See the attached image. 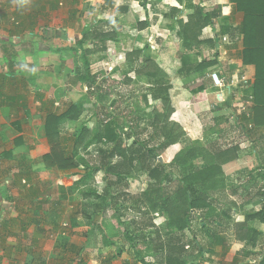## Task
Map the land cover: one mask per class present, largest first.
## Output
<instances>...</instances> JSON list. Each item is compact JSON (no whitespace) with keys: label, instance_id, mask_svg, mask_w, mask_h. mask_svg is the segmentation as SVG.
Listing matches in <instances>:
<instances>
[{"label":"rangeland","instance_id":"rangeland-1","mask_svg":"<svg viewBox=\"0 0 264 264\" xmlns=\"http://www.w3.org/2000/svg\"><path fill=\"white\" fill-rule=\"evenodd\" d=\"M5 1L0 0L1 20L10 8L9 2L5 3ZM67 1L71 6L67 11L71 13L70 16L61 17L62 23L52 27L59 31L62 39L57 36L50 41L44 40L34 45L26 43L22 37L16 41L0 42V225L9 222L8 230L0 227L2 262L4 264H125L128 261L129 264H142L138 260V257H142L141 253L139 255L141 251L152 264H205L206 262L208 264L213 255L209 253L214 238L210 235L216 226L213 223L202 226L199 211H193L191 214L190 230L186 229L179 233L174 228L166 226L169 214L165 209L158 208L157 212L153 213L148 207L138 209L132 206V202L127 203L130 206H122L124 203L122 191L135 195L148 188L149 181L146 175L121 180L116 187L111 188L117 195L121 208L118 211L108 208L105 213L98 215L101 207H96L95 204L101 203L100 200L95 201V197L92 196L85 202L80 192L82 189L87 191L92 189L103 193L109 182L103 171L96 173L79 189H74L72 185L82 176L83 170L46 166L43 158L52 148L45 127L49 112L61 114L71 109V105H77L79 109L77 120L65 124L61 135L66 149L71 151L74 143L73 133L82 124L91 129L96 126L99 119L106 122L111 120V125L117 133H127L129 130L127 123L131 115L136 112L140 117L155 109L157 103L150 88L151 84L157 81L156 77L169 81V75L161 62L165 46H162L160 41L164 39L163 30L167 34L173 32L166 27L169 21L157 24L154 31L157 30L160 34L157 39L158 44L154 41L151 45L148 44L147 38L151 33L150 38L155 34V32L147 33L148 29H145L147 27L144 24L147 20L145 18L149 20L150 18L145 14L141 16L134 13L135 10L143 9L141 5L146 3L145 0H116L119 5L113 0H83V8L79 6V1L82 0ZM61 7L64 8V4H61ZM84 7L87 9L83 10ZM178 14L179 12L176 14L177 17ZM112 17L117 20L114 26L117 39L107 40L104 44L90 41L84 46L81 45V48L79 46L76 48L86 26L95 24L100 19L108 20ZM11 18H14V22L19 20L18 16ZM42 19V26L48 20L52 21L48 13L43 14ZM177 21L181 22L180 18ZM40 23L37 19L35 25ZM68 28L71 30L70 33L67 31ZM106 29L113 28L108 25ZM178 31L180 33V30ZM40 36L44 35L36 34V37ZM174 39L176 40V37H173ZM184 40L185 42L182 43L187 45L189 50L185 54L189 57V62L196 60L194 59L196 52L190 48V45L199 46L200 41L194 43L196 41L194 37H184ZM130 41L136 42V45H131ZM105 44L106 47H103ZM88 49L91 52L86 53ZM136 51L139 52L137 60L131 62L134 58L127 59V54ZM30 54L34 56L30 57ZM30 60L33 64L29 62ZM132 66H136L137 71H134ZM78 67L85 71L87 76L85 81H79L76 75ZM214 69L216 68H213L211 73ZM223 72L225 73L224 69ZM91 73H94L98 80L97 84H100L105 91L101 101L98 100L99 94L87 86L92 82ZM208 73L210 72L207 71L204 76H208ZM196 76H185V87L197 89L196 86L202 83V79L197 81ZM224 79L229 80L227 77ZM249 91L250 89L246 92L238 91L239 95L234 97V105L229 106L231 109L215 123L212 129L207 130L201 146L207 152H203V149L193 152L191 146L189 149L188 161L193 166L204 167L206 161L209 164L214 161L222 165V173H218L212 182L210 180L206 182V189L212 195L214 192L218 193L220 187L224 185L227 187L226 203H222L218 209L219 212H227L229 217H225L226 225L231 224L233 220L236 221L235 213L245 207H249L247 213L255 218L252 223L258 221L256 219L264 222V199L258 194V187L264 185V114L261 111L255 113V101ZM18 93L24 95L26 104L12 100L14 98L12 95ZM248 113H254V120L247 116ZM175 114L176 110L171 119L177 122V118L180 117H175ZM15 119L21 120V132L11 124ZM253 128L249 136L248 130ZM154 132L155 129L151 128L149 135H153ZM261 134L263 138L259 137ZM19 136H22V143L17 145L16 140ZM131 140H125V144L130 143ZM157 142L156 140L155 144ZM180 144L183 147V143ZM219 148L226 150L228 154H214ZM89 150L94 153L92 157L94 160L97 157L96 147L91 146ZM164 156L166 158V155ZM158 159L161 162L165 161L162 158ZM176 173L179 177L183 175L179 169ZM215 181L218 187L214 184ZM177 183L178 180L170 186L171 192L175 191ZM166 189L168 190V187ZM176 196L174 194L171 197L170 205L177 204ZM244 200L250 202L246 205ZM232 201L237 204V211L229 210L228 207H233ZM178 205H181V202H178ZM54 208H58V214L54 215L55 218L49 223L37 225L34 222V218H39ZM95 218L97 219L95 223L103 219L104 230H94L91 227ZM151 218L155 224L165 225L164 230L160 228L159 231L163 232L162 235L166 234L167 242L181 243L184 246L181 256L183 262L168 263L165 259L167 249L164 250L165 254L156 251L153 245L149 246L150 241H145L141 237L139 230L132 239L126 237L124 223L136 221L143 225L150 223ZM241 223L236 231L242 233V228L238 229ZM193 235L197 236L199 244L193 242ZM224 236L229 238L228 234ZM121 248L123 252L117 256ZM199 249H202V255L199 259H193L192 253L197 255Z\"/></svg>","mask_w":264,"mask_h":264},{"label":"trees","instance_id":"trees-1","mask_svg":"<svg viewBox=\"0 0 264 264\" xmlns=\"http://www.w3.org/2000/svg\"><path fill=\"white\" fill-rule=\"evenodd\" d=\"M232 1L236 4L237 11L243 12L244 20L239 28H232L230 26L226 27L223 25L222 33L225 34L226 32L234 37L236 36V32L242 33L244 35L243 41L245 46L244 61H247L248 56H256V59H258L259 55L264 53V50L261 49L264 47V13H262L263 10H261L262 6L264 7V0ZM116 21V18L112 17L108 20L100 19L95 24L86 26L76 48L78 46L81 48V45L84 46L85 43L90 41H97L100 44H104L107 40L117 39L114 27ZM210 21L211 15H205L202 27ZM144 24L147 25L146 22ZM108 25L113 29H106ZM186 37L193 38L191 36ZM103 47H106V44ZM89 52H91V50H86V53ZM138 55V51L134 53L130 52L127 54V59L133 57L134 59L131 60V62H135ZM182 60L184 64L190 63L187 55H185ZM212 64L214 63H201L197 67H192L190 71L194 70L196 72L199 69L207 68ZM75 67H77V62H75ZM131 68L134 71H137L138 69L136 66H132ZM93 74L91 73L93 76L92 82L88 83L87 86L89 89L93 88L91 90L99 94L98 100L101 101L102 98H104L103 96H105V91L100 84H97V77ZM76 75H78L79 81H85L87 79L85 71L79 69V67ZM156 79L157 81L152 83L150 88L153 94V99L157 103L155 109L148 113H144V115L140 117L137 116L138 113L136 112L131 115L128 120L129 122L127 123V126L129 127L127 133H117L111 125L112 122H110V118L108 119V122L101 119L97 120L96 126L91 129L82 124V126L75 129L73 133L74 143L71 151L66 149L61 135L65 124L68 125L72 123V121L77 120L79 116L77 105H71V109L61 114L57 112H49L46 118L45 127L49 140L52 143V148L51 151L44 156V162L49 168H79L83 170L84 173L82 176L75 180L72 185L74 189H79L82 184H86V181L93 178L96 173L103 171L106 179L109 181L103 193H98L92 189L90 191L82 189L80 192L81 195H83L85 202L86 199L89 197L91 198L92 196L95 197V201H97L96 199L100 200L101 203L95 204L96 207H101V210H98V215H100V213H105L108 208L113 209L114 211H118V209L121 208L118 197L112 192L111 188L114 186L116 187L121 180L139 178L144 174L149 181L148 188L135 195L122 191L121 195L124 200L122 206H130L129 204L127 205V203L132 202V206L138 207V209L148 207L149 211L153 213H156L158 208L165 209L169 214L166 226L174 228L180 232L190 227V222L192 220L191 214L193 211H199L202 226L205 227L208 223L219 225L223 217V212H219L218 209L222 203H226L225 199H227L228 193H226L225 189L227 187L224 185L223 187H220L218 193L214 192L211 195L210 191L206 189V182L209 180L212 182V179H214L218 173H222V165L221 163L214 161L210 164L206 161L204 167L191 165L188 161V157L190 156L189 149L191 147H193V152L201 151V149L204 150L203 152H207V150L201 148L203 141L192 140L183 129V126L179 122H174V120L171 119L177 108L174 105V99H172L170 95V90L172 88L171 82L170 80L163 81L161 77H156ZM228 79V81L224 79L227 86H229L233 80H239L236 90L232 89L235 96L239 95L238 91H248V88L241 87V85H243V83L240 82L242 77L234 78L233 80L232 77ZM248 83L247 85H250V82ZM249 89L253 94V99L255 101V113L261 111V113L264 114V73H262V71L257 73V79L255 80L254 85L251 87L249 86ZM201 90H203V86H200L195 90L191 89L190 91L189 89H184L179 92L178 94L181 101L180 106L184 108L187 105L189 95H191L192 92L196 93ZM14 97L16 99L17 95ZM252 119L254 120V117H252ZM112 121L114 120L112 119ZM142 122H144L143 125ZM12 125L17 130L21 129V123L18 120L13 121ZM151 128L155 129L153 135H149ZM253 130L254 128L248 130L249 136ZM259 137L263 138L262 134L259 135ZM128 139L132 140L130 143L125 144V140ZM156 140L158 142L155 144ZM19 142H22L21 138ZM176 143H183V147L173 160L164 163L159 161L158 158L160 156L164 160L171 158L170 152L166 149ZM91 146L96 147L97 157L95 156V161L92 159L94 153L89 150ZM81 150H84V152ZM214 154L228 153L226 150L223 151L219 148ZM164 155H166V158ZM204 155L206 157V153H204ZM178 169L183 173L180 177L176 173ZM176 180H178V185L174 188L175 191L171 192L170 186L175 183ZM214 184L218 187L217 181H215ZM166 187H168V190ZM261 189L262 186H259L258 194L260 195V198L264 199V192H262ZM174 194L178 197L175 206L169 204L172 200L171 197ZM215 194L217 195L215 196ZM158 200H161V202H158ZM178 202H181V205H178ZM133 203H135V205ZM231 204L236 205L233 201ZM228 208L230 211L232 210V207ZM51 212L52 213H46L43 217L38 218L37 220L40 221L38 223H49L55 218L54 215L58 214V208H54ZM98 215H96V218ZM96 218L95 221H93V224H91V227L94 230H104L103 219L95 223L97 221ZM248 218L252 219L254 216L247 217V219ZM123 226H125L127 238L132 239L133 235L139 230L141 232V237L145 241H150L149 246L153 245L156 251L160 252L161 249H167L165 259L168 263H173L172 261L176 260H174L176 254H181L184 250V246L181 245V243L172 241L163 243L166 234L162 235L163 232L159 231V229L163 228L164 230L165 225L155 224L154 221H152V218L150 223H145L143 225L140 224V222L133 221V223H124ZM244 227H247L246 223L241 224L238 229ZM146 230H148V232H146ZM92 231L93 230H90V232ZM238 232L237 239H245V235L240 234V231ZM193 242L197 244L195 237ZM122 252L123 249L121 248L118 251L117 256L121 255ZM136 252L139 251L137 250ZM140 253L142 254V257H139L140 262L142 264H151L147 261L146 255L141 251L139 252V255ZM255 253L256 252L254 251L251 255H257ZM201 255L202 249H199L198 254L194 258L199 259ZM179 261L181 260L179 259ZM181 262H183V260ZM262 263H264V261ZM125 264H129L128 261H126Z\"/></svg>","mask_w":264,"mask_h":264},{"label":"crops","instance_id":"crops-1","mask_svg":"<svg viewBox=\"0 0 264 264\" xmlns=\"http://www.w3.org/2000/svg\"><path fill=\"white\" fill-rule=\"evenodd\" d=\"M113 1L116 5H119L116 0ZM6 2H9L10 8L7 9L4 19H0V42L16 41V39L20 40L22 37L26 43L34 45L44 40L50 41L51 38L55 39L57 36L59 39H62L59 31H56L57 29H53L52 27L59 26L58 24L62 23L61 17L70 16L71 13H67V11L71 6L67 0H6L5 3ZM82 2L83 0L81 2L79 1V6L83 8ZM145 2L143 6L140 4L143 9L135 10L134 13H138L141 16L145 14V16L150 18V20L145 18V20L147 19L149 22L147 20L144 21L147 23V27H145V29H148L147 33L155 32L156 25L162 24L165 21H169L166 27L167 29H172L173 32L172 34H167L163 30L162 36L164 39L160 42H162V46H165V50L161 55V62L163 63L162 66L165 72L169 75L168 79L172 85L170 90L171 97L174 99V105L177 107L175 117H180L179 119L177 118V122L183 126V129L192 140L203 141L207 130L212 129L216 125L215 123L218 122L224 114H227L226 112L231 109L229 106L234 105V97L238 96H235L234 91H230L228 87L216 86L211 78V70L216 68L221 76H225L223 78L247 77L251 87L257 79V73L259 71L264 73V53H261L258 59H256V56H248L245 62L244 35L236 32V36L234 37L226 32L225 34L222 33L223 25L226 27L239 28L244 20L243 12L237 11L236 4L232 0H145ZM61 4H64V8L61 7ZM75 7H78V5H75ZM85 9L87 8L84 7L83 10ZM261 10H263L262 13H264L263 6ZM143 11H145V13ZM178 12L179 16L177 17L176 14ZM47 13L49 14V19H52V21L48 20L50 24L47 22L42 26L43 14ZM208 14L211 15V21L202 27V24H204L203 18ZM12 16H18V22H14V18H11ZM179 18L181 22L177 21ZM37 19L38 22L41 23L36 26L35 23ZM63 23H65V20H63ZM178 30H180V33H178ZM67 31L69 33L71 32L69 28ZM36 34H43L44 36L36 37ZM151 35L152 33L150 36ZM159 35L160 34H158L156 30L153 38H150V36L147 38L148 44L150 43L151 45L153 41L158 44L157 39ZM186 36L196 38L194 43L200 41V45L196 47H192L189 44L190 48L196 52V57H194L196 60H190L189 64H184L182 60L189 51L187 45H183L182 43L185 42L184 37ZM173 37H176V40H173ZM130 44L136 45V42L130 41ZM261 49L264 50V47ZM29 56L31 57L34 55L30 54ZM29 62L33 64V61L30 60ZM206 62H213L214 64L207 68L200 67L201 70L199 69L196 72L194 70L190 71L192 67H197L201 63ZM37 68L39 69L40 67ZM223 69L225 73H227L226 75ZM207 71L210 73H208V76H204ZM187 75H197V81L201 78L202 83L196 87L199 88L203 86V90L196 93L192 92L187 99V105L183 108L180 106L181 101L178 93L184 89H189L191 91L190 88L187 86L185 87V76ZM203 80L205 81L203 82ZM15 95H17L16 99L14 97L12 100L20 101L18 102L19 104H26V99H24L22 93ZM8 98L11 100L10 97ZM252 117H254V114L251 113V117L249 118ZM15 120L21 123L20 119ZM17 131L21 132V129ZM20 138L22 139V136H19L16 140L17 145L22 143L19 142ZM181 149L180 143L169 146L166 150L170 152L171 158L162 162L172 161ZM159 158H161V156ZM249 202L250 201H246L245 204ZM236 205L232 207L234 211L238 210ZM248 210L249 207H245V209H240L238 213H235L237 219L236 221H231V224L227 223L228 227L225 221V217L228 216L227 212L223 213L220 224H215L216 227L213 228V232H211L210 235V237H214L212 238L211 243L213 244H211L212 246L209 251V253L213 255L208 264H251L248 263V260L256 257V255L251 254L254 253V251L256 252L255 254H258L259 251L264 249V222L261 219H256L258 221L252 223L255 218L247 219V217H250L247 216L249 215L247 213ZM51 211H47L44 214L52 213ZM34 219L37 225L46 224L42 222L38 223L40 222L37 220L38 218ZM234 222L236 223L233 224ZM240 222H242L241 224H247V227L241 229L242 233L240 232V234L245 235V239L243 240L237 239L239 230L236 231V228L239 226L238 224H240ZM0 227L8 230L9 222H5L4 225H0ZM188 229L190 230V228H187V230ZM179 233L181 232L179 231ZM223 234H228L229 238L225 237ZM193 236L196 238L197 244H199L197 236ZM166 242V238H164L163 243ZM160 251L165 254L163 249ZM194 254L195 253H192L191 255L193 259L196 256ZM182 255L183 251L181 254H176L174 260L176 259V262H181ZM147 258L148 257H146V259ZM139 259L138 257V260ZM179 259L181 261H179ZM147 261L150 262L148 259ZM206 261L207 260H205V262ZM263 261L264 259L261 262L257 261L256 264H264L262 263ZM139 263H141L140 260ZM0 264H4L1 257ZM205 264H207V262Z\"/></svg>","mask_w":264,"mask_h":264},{"label":"built area","instance_id":"built-area-1","mask_svg":"<svg viewBox=\"0 0 264 264\" xmlns=\"http://www.w3.org/2000/svg\"><path fill=\"white\" fill-rule=\"evenodd\" d=\"M211 78L214 82V84L218 87H228L230 89V91L233 90H236V88L238 87V82L239 80H233L234 78H232V82L230 83L229 86H227V84H225V81H224V78H222L219 74L218 71L214 70L212 73H211ZM243 83V85H241V87H245V88H248L249 85H247V83L249 82V79L247 77H242V80L240 81ZM249 84V83H248ZM252 98V97H251ZM250 102V101H249ZM245 109V108H244ZM262 192H264V186L262 187ZM263 199V198H262ZM264 259V249L262 251H259L258 254L256 255V257L254 258H251L248 260V263H251V264H256L257 261H262Z\"/></svg>","mask_w":264,"mask_h":264},{"label":"clouds","instance_id":"clouds-1","mask_svg":"<svg viewBox=\"0 0 264 264\" xmlns=\"http://www.w3.org/2000/svg\"><path fill=\"white\" fill-rule=\"evenodd\" d=\"M223 78V77H222ZM250 86V85H249ZM248 89H249V87H248ZM250 94H251V96H253V94L250 92ZM253 99V98H252ZM253 103V102H252ZM248 117H251V113H249L248 115H247ZM263 187V186H262Z\"/></svg>","mask_w":264,"mask_h":264}]
</instances>
